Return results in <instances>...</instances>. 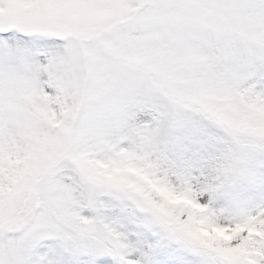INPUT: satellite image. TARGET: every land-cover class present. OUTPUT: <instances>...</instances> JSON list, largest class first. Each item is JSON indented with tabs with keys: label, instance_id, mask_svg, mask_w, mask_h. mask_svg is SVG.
<instances>
[{
	"label": "snow or ice",
	"instance_id": "snow-or-ice-1",
	"mask_svg": "<svg viewBox=\"0 0 264 264\" xmlns=\"http://www.w3.org/2000/svg\"><path fill=\"white\" fill-rule=\"evenodd\" d=\"M0 264H264V0H0Z\"/></svg>",
	"mask_w": 264,
	"mask_h": 264
}]
</instances>
